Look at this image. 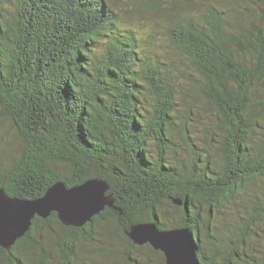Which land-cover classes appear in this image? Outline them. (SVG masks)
Masks as SVG:
<instances>
[{
	"label": "trees",
	"instance_id": "trees-1",
	"mask_svg": "<svg viewBox=\"0 0 264 264\" xmlns=\"http://www.w3.org/2000/svg\"><path fill=\"white\" fill-rule=\"evenodd\" d=\"M144 2L192 66L187 86L138 46L143 28L121 26L108 0H0V119L23 142L0 171V186L32 200L56 181L70 188L97 178L108 184L111 202L82 227L62 224L55 212L35 216L9 250L0 247V264H27L29 253L42 252L45 234L71 264L78 244L94 243L104 221L122 228L126 264L143 248L164 264L160 251L127 236L147 221L187 228L198 264H264V256L248 254L262 204L236 231L235 219L221 215L250 179L264 176V0ZM192 87L219 119V165L196 152L174 121L175 98ZM173 132L186 150L182 158ZM57 163L67 166L64 175L51 167ZM164 203L179 211L174 226L162 223ZM216 215L228 222L223 234Z\"/></svg>",
	"mask_w": 264,
	"mask_h": 264
},
{
	"label": "rangeland",
	"instance_id": "rangeland-1",
	"mask_svg": "<svg viewBox=\"0 0 264 264\" xmlns=\"http://www.w3.org/2000/svg\"><path fill=\"white\" fill-rule=\"evenodd\" d=\"M108 1L121 26L133 25L143 28H141L140 35L144 40L138 42V46L146 51L153 61L160 62L168 76L173 74L174 79L182 80L183 86H187L183 77L187 74L193 75L192 66L169 41L165 28L166 21L159 17L158 12L154 11L150 5H145L144 0ZM10 9L12 10V7ZM194 93L195 89L192 87V92L179 93L175 98L174 121L188 135L191 146L196 152H207L209 159L214 161L215 165H219L223 161L220 151L217 150L219 119H217L216 112L212 111V108L205 103V100ZM173 133L176 142L182 147L178 150V154L182 158L186 154V150L180 137L175 132ZM150 145L152 149L155 148L154 143ZM22 148L23 142L12 122L6 118L0 119V171L10 166L13 157L18 155ZM168 157L174 163L173 154ZM51 167L59 175H64L68 169L65 164L60 163ZM236 198V201L223 206L225 208L221 214H228L235 219L232 225L235 231L237 224L246 220L250 213L254 212L256 202L261 203L262 210H264V176L250 179L246 183L245 189L237 193ZM165 206L169 212L165 217H162V223L169 227L174 226L178 222L179 211L175 207L176 205L169 206L164 203L162 209ZM221 215L215 216L213 225L223 234V230L226 228L223 223L228 224V222H223ZM50 225L55 228L56 232L59 231V227L54 221ZM252 228L255 229L256 234L254 238H249L251 247L248 254L252 257L254 255L262 257L264 256V211L262 215L257 216L256 227ZM122 233V228L116 222L104 221L96 230L97 240L94 243L80 242L70 263L126 264L123 257L127 243L123 239ZM45 235L41 244L42 252L29 253L26 258L27 264H64L65 256L58 251L55 237L50 234ZM216 235H219V232ZM18 251L20 255H23V250L20 247ZM132 257L135 261L131 264H162V258L146 248L134 250Z\"/></svg>",
	"mask_w": 264,
	"mask_h": 264
},
{
	"label": "water",
	"instance_id": "water-1",
	"mask_svg": "<svg viewBox=\"0 0 264 264\" xmlns=\"http://www.w3.org/2000/svg\"><path fill=\"white\" fill-rule=\"evenodd\" d=\"M108 184L102 179H87L70 188L56 181L36 199L10 197L0 186V247L9 250L28 231L32 219L52 212L64 225L82 227L111 205L106 195ZM180 205L181 200H174ZM127 236L136 245L149 244L164 256V264H198L187 228L159 229L154 221L133 224ZM224 264V263H216Z\"/></svg>",
	"mask_w": 264,
	"mask_h": 264
}]
</instances>
